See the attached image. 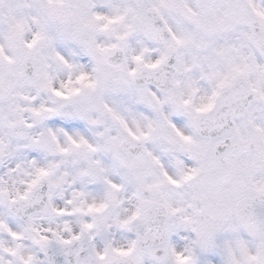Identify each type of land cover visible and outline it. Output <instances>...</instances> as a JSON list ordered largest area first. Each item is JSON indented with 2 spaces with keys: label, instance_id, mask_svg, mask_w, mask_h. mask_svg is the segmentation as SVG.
I'll use <instances>...</instances> for the list:
<instances>
[{
  "label": "snow or ice",
  "instance_id": "snow-or-ice-1",
  "mask_svg": "<svg viewBox=\"0 0 264 264\" xmlns=\"http://www.w3.org/2000/svg\"><path fill=\"white\" fill-rule=\"evenodd\" d=\"M0 264H264V0H0Z\"/></svg>",
  "mask_w": 264,
  "mask_h": 264
},
{
  "label": "flooded vegetation",
  "instance_id": "flooded-vegetation-1",
  "mask_svg": "<svg viewBox=\"0 0 264 264\" xmlns=\"http://www.w3.org/2000/svg\"><path fill=\"white\" fill-rule=\"evenodd\" d=\"M68 126H71V127H82L77 122H71L70 125H68Z\"/></svg>",
  "mask_w": 264,
  "mask_h": 264
},
{
  "label": "rangeland",
  "instance_id": "rangeland-1",
  "mask_svg": "<svg viewBox=\"0 0 264 264\" xmlns=\"http://www.w3.org/2000/svg\"><path fill=\"white\" fill-rule=\"evenodd\" d=\"M78 124H80V122H77ZM80 126H82L81 124H80Z\"/></svg>",
  "mask_w": 264,
  "mask_h": 264
}]
</instances>
